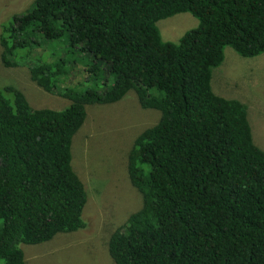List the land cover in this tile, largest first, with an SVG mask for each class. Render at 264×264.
Returning <instances> with one entry per match:
<instances>
[{
	"label": "trees",
	"instance_id": "trees-1",
	"mask_svg": "<svg viewBox=\"0 0 264 264\" xmlns=\"http://www.w3.org/2000/svg\"><path fill=\"white\" fill-rule=\"evenodd\" d=\"M180 13L198 26L164 41L157 23ZM0 44L5 67L71 101L35 109L0 88V264H28L23 244L86 228L73 138L88 105L130 91L161 118L129 155L144 203L111 237L115 264H264V150L247 106L211 85L227 47L264 54V0H36Z\"/></svg>",
	"mask_w": 264,
	"mask_h": 264
},
{
	"label": "rangeland",
	"instance_id": "rangeland-1",
	"mask_svg": "<svg viewBox=\"0 0 264 264\" xmlns=\"http://www.w3.org/2000/svg\"><path fill=\"white\" fill-rule=\"evenodd\" d=\"M35 1L0 0V36L2 26L31 9ZM198 22L192 14L180 13L160 20L157 27L164 41L177 43ZM2 51L0 44V88L15 87L35 109L62 110L71 104L38 86L27 67H5ZM211 85L215 94L247 106L254 143L264 150V54L244 58L227 47L223 63L213 70ZM160 118L159 111L141 107L135 91L113 104L87 106L85 123L71 149L72 165L88 194L87 226L42 244H23L28 264H115L109 252L111 237L144 203L130 180L129 155L138 136Z\"/></svg>",
	"mask_w": 264,
	"mask_h": 264
}]
</instances>
